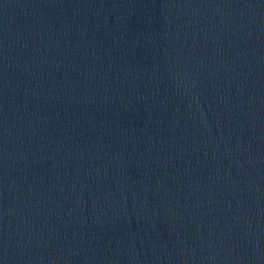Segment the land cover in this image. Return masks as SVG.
Returning a JSON list of instances; mask_svg holds the SVG:
<instances>
[{
  "label": "water",
  "instance_id": "water-1",
  "mask_svg": "<svg viewBox=\"0 0 264 264\" xmlns=\"http://www.w3.org/2000/svg\"><path fill=\"white\" fill-rule=\"evenodd\" d=\"M0 264H264V0H0Z\"/></svg>",
  "mask_w": 264,
  "mask_h": 264
}]
</instances>
